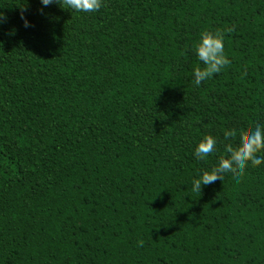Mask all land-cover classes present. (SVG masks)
<instances>
[{"label": "trees", "instance_id": "1", "mask_svg": "<svg viewBox=\"0 0 264 264\" xmlns=\"http://www.w3.org/2000/svg\"><path fill=\"white\" fill-rule=\"evenodd\" d=\"M0 17V264H264V165L191 191L224 130L264 124V0ZM227 29L230 65L194 86L199 34Z\"/></svg>", "mask_w": 264, "mask_h": 264}, {"label": "clouds", "instance_id": "2", "mask_svg": "<svg viewBox=\"0 0 264 264\" xmlns=\"http://www.w3.org/2000/svg\"><path fill=\"white\" fill-rule=\"evenodd\" d=\"M42 6L57 3L58 0H39ZM59 6L65 10L78 13L98 12L103 6V0H59ZM23 20V17H21ZM0 20H3L0 17ZM24 26L28 22L24 21ZM225 31L204 30L199 34V40L194 45L193 53L199 65L192 70V83L199 87L203 81L213 78L230 65V60L225 55ZM237 136L233 129L223 131V145L225 156L218 159L209 170L200 172L191 181V191L201 193L202 186L223 181L227 175L233 184H239L248 167L258 168L264 165V124L257 123L251 131L240 134L238 146H234L232 139ZM217 148V139L211 135H204L193 149L192 155L196 160H205L213 155Z\"/></svg>", "mask_w": 264, "mask_h": 264}]
</instances>
